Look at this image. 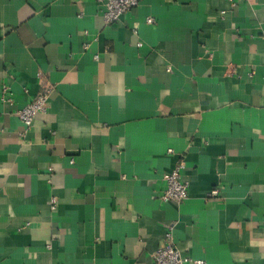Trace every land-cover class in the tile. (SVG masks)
<instances>
[{"label":"crops","instance_id":"1","mask_svg":"<svg viewBox=\"0 0 264 264\" xmlns=\"http://www.w3.org/2000/svg\"><path fill=\"white\" fill-rule=\"evenodd\" d=\"M104 1L0 0V264H264V0Z\"/></svg>","mask_w":264,"mask_h":264},{"label":"built area","instance_id":"2","mask_svg":"<svg viewBox=\"0 0 264 264\" xmlns=\"http://www.w3.org/2000/svg\"><path fill=\"white\" fill-rule=\"evenodd\" d=\"M232 5L236 4L235 0H228ZM245 1V0H238ZM140 3V0H105L104 11L102 18L105 25L114 24L119 18L134 8ZM146 23H154V19L150 16L146 18ZM136 34L135 31H133ZM140 45V44H139ZM87 45H85V48ZM97 59V56L94 57ZM8 89L4 87L2 89L1 101L3 103H11L10 98L6 97ZM49 98V90L39 92L35 94L31 100H29L25 106L18 109L15 114L23 124L25 130H29L32 127L34 118L37 114L44 113L46 111ZM184 168V162L179 161L176 166L169 172L162 176V180L165 183V189L159 196V200L163 202H175L180 203L188 197L189 184L181 179L180 171ZM216 194V190L211 192ZM52 209L55 207V200L51 199ZM174 226L167 227L164 238L161 245L153 254V260L155 264H206L205 261L200 259H192L183 256L176 248L172 234Z\"/></svg>","mask_w":264,"mask_h":264}]
</instances>
